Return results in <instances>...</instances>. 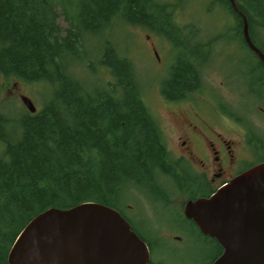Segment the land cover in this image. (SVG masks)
I'll use <instances>...</instances> for the list:
<instances>
[{
  "label": "trees",
  "instance_id": "trees-1",
  "mask_svg": "<svg viewBox=\"0 0 264 264\" xmlns=\"http://www.w3.org/2000/svg\"><path fill=\"white\" fill-rule=\"evenodd\" d=\"M214 1L230 11L226 0ZM236 1L247 16L251 40L264 51L250 19L264 21V0ZM72 4L0 0V74L6 80L47 85L38 110H23L19 119L8 113L11 124L2 136L5 147L0 155V264H7L18 231L47 207L95 201L124 213L132 193L139 192L149 203L153 191L166 203L175 187H186L184 168L167 150L164 134L143 100L133 63L103 32L119 21L138 24L177 48L160 85L167 100L182 99L198 87L199 67L208 59L199 53L202 44L183 37L185 32L153 0H76L74 17L68 13ZM227 34L240 38L246 48L237 16ZM89 40H100V47H87ZM256 63L264 72L262 63ZM96 68L104 70V78ZM2 116L0 123L8 120ZM165 189H170L168 196Z\"/></svg>",
  "mask_w": 264,
  "mask_h": 264
},
{
  "label": "rangeland",
  "instance_id": "rangeland-1",
  "mask_svg": "<svg viewBox=\"0 0 264 264\" xmlns=\"http://www.w3.org/2000/svg\"><path fill=\"white\" fill-rule=\"evenodd\" d=\"M153 1L168 13L176 27L185 32L183 37L198 39L203 48L199 50L202 57L208 55L199 67L198 87L187 94L183 104L192 102L197 109L196 114L214 120L213 125L225 137L238 140L244 128L248 127L264 142V100H261L264 96V72L257 66L254 56L238 41L240 38L227 34L235 23L229 22L231 17L225 6L214 3V0ZM76 8V0H73L68 10L73 17L77 14ZM250 19L255 38L264 47V21L253 16ZM59 23L64 26L62 16ZM103 37L133 63L141 82L143 100L164 134L166 147L174 148L173 132L187 110L185 107L178 110L167 106L160 85L177 48L150 28L121 21L113 28L105 29ZM86 46L97 49L100 40H89ZM73 69L76 73L82 71L80 66ZM96 70L100 78L105 77L103 69ZM46 86L42 82L6 80L0 74V111L7 108L12 119H19L21 112L27 111L20 100L21 95L28 97L38 110L46 97ZM251 138L252 143L260 142L250 135L248 139ZM167 184L173 187L172 182L167 181ZM175 190L172 195L170 189L164 190L167 196L170 194L166 203H160L159 195L151 191V208L143 196L138 195L139 192L132 193L134 195L129 196L123 212L134 220L146 238L151 239V256L158 264H209L217 252L216 246L200 235L181 214L184 202L197 195L201 188L175 187ZM150 216L151 232L143 224L144 220H150Z\"/></svg>",
  "mask_w": 264,
  "mask_h": 264
},
{
  "label": "water",
  "instance_id": "water-1",
  "mask_svg": "<svg viewBox=\"0 0 264 264\" xmlns=\"http://www.w3.org/2000/svg\"><path fill=\"white\" fill-rule=\"evenodd\" d=\"M241 19L246 46L264 66V53L249 35L247 16L227 0ZM29 112L32 101L20 96ZM182 213L221 253L210 264H264V161L253 164L208 196L188 199ZM7 264H149L147 245L118 210L95 201L66 208L47 207L18 231Z\"/></svg>",
  "mask_w": 264,
  "mask_h": 264
},
{
  "label": "flooded vegetation",
  "instance_id": "flooded-vegetation-1",
  "mask_svg": "<svg viewBox=\"0 0 264 264\" xmlns=\"http://www.w3.org/2000/svg\"><path fill=\"white\" fill-rule=\"evenodd\" d=\"M226 2L228 3L227 0ZM214 3L217 4V1ZM228 9L230 10L228 11L231 17L229 22L236 23V16L241 22L240 17L231 9L230 6ZM252 42L264 53L260 46H258L253 40ZM246 48L257 61H260L255 53H253L247 46ZM154 54L156 58H158L157 52L155 50ZM261 100H264V96H262ZM185 101V97L182 99L164 100V103L169 107H175L178 110H180L182 107H185L187 110V114L183 116L182 121L173 132V141L175 147H167V150H169L172 159L177 161V163L184 168V185L190 189L201 188L198 195L192 199L201 196H208L216 188L227 183L236 174L247 169L253 164L264 161L263 138L257 136L251 130V128L245 127L241 133V138H238V140L225 137L222 132L217 130L216 126L213 125L214 120H208L199 113L196 114L195 110L197 109L194 108L195 105L192 102L183 104ZM0 113L3 115L2 117H4V119L8 118V120H6L4 123H0L1 155V153L3 154L5 147L4 137L2 136H5L9 132L8 129L11 123L7 108H5L3 111H0ZM5 127H7V129L4 131ZM250 135L260 139V142L253 141L252 143V138L251 140L248 139ZM256 152L259 154H256ZM148 205L151 208V202H149ZM119 213L130 224L131 229L147 245L149 252V264H158L154 258L152 259L151 256V251H153L151 239L149 240L145 237L143 231L135 225V222L132 218L130 219L133 223L129 220L125 213ZM181 214L184 220L188 221L200 235L208 238L210 241H212L214 246H216L217 252L211 260L212 262L221 253V247L214 239L200 233L199 229L192 222V220L186 219L184 217L182 209ZM143 224L149 230V232H151V216L150 220H144ZM174 238L178 237L174 236Z\"/></svg>",
  "mask_w": 264,
  "mask_h": 264
}]
</instances>
